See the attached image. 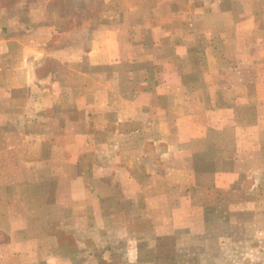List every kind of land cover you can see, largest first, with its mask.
Here are the masks:
<instances>
[{
	"label": "crops",
	"instance_id": "1",
	"mask_svg": "<svg viewBox=\"0 0 264 264\" xmlns=\"http://www.w3.org/2000/svg\"><path fill=\"white\" fill-rule=\"evenodd\" d=\"M251 247L264 0H0V264H253Z\"/></svg>",
	"mask_w": 264,
	"mask_h": 264
},
{
	"label": "rangeland",
	"instance_id": "2",
	"mask_svg": "<svg viewBox=\"0 0 264 264\" xmlns=\"http://www.w3.org/2000/svg\"><path fill=\"white\" fill-rule=\"evenodd\" d=\"M242 254L244 253L243 250ZM236 257H239V252L236 253ZM247 254L251 257L253 260V264H264V248L263 247H251V250L247 251ZM248 259V258H247Z\"/></svg>",
	"mask_w": 264,
	"mask_h": 264
}]
</instances>
